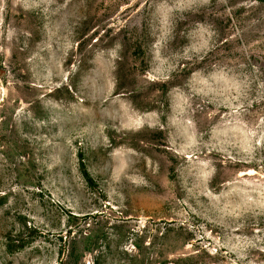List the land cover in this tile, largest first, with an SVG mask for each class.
<instances>
[{
    "label": "rangeland",
    "instance_id": "obj_1",
    "mask_svg": "<svg viewBox=\"0 0 264 264\" xmlns=\"http://www.w3.org/2000/svg\"><path fill=\"white\" fill-rule=\"evenodd\" d=\"M0 264H264V0H0Z\"/></svg>",
    "mask_w": 264,
    "mask_h": 264
}]
</instances>
